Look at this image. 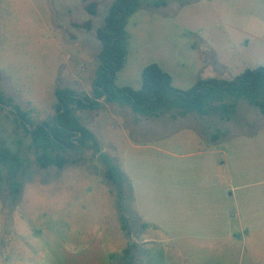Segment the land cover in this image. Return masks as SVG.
Masks as SVG:
<instances>
[{"label":"rangeland","instance_id":"374dc122","mask_svg":"<svg viewBox=\"0 0 264 264\" xmlns=\"http://www.w3.org/2000/svg\"><path fill=\"white\" fill-rule=\"evenodd\" d=\"M161 1L164 6H140L129 19L119 87L140 89L142 70L153 63L183 91L199 79L232 80L264 67V0ZM91 2L96 15L83 0H0V90L30 121L56 115L58 89L92 95L102 49L97 30L114 0ZM102 103L81 113L100 152H63L62 169L40 168L29 141L16 143L21 136L12 116L0 115V147H10L24 164L14 162V171L0 161V264H112L131 244L132 264L144 263L143 249L150 264H264V230L249 234L264 227V115L257 108L241 101L230 120L180 118L175 111L153 118ZM109 169L119 186L107 178ZM214 169H224V177L211 179ZM207 179L223 190L230 182L239 187L246 217L240 241L228 238L211 255L199 230L169 229L189 211L202 213V202H188L186 189ZM140 220L166 231L141 233Z\"/></svg>","mask_w":264,"mask_h":264},{"label":"trees","instance_id":"16d2710c","mask_svg":"<svg viewBox=\"0 0 264 264\" xmlns=\"http://www.w3.org/2000/svg\"><path fill=\"white\" fill-rule=\"evenodd\" d=\"M83 0L85 9L90 15H96L95 2ZM114 0L104 25L97 30V37L102 44L99 53V66L96 71L92 95L78 93L71 89L56 90L57 113L50 120L35 123L29 120L28 113L11 103L0 90V115L8 113L12 116L11 123L16 136H21L16 143L22 147L23 140L29 141V149L36 153L37 163L45 169L55 166L62 169L67 158L63 152L78 149H92L100 152L95 134L83 125L81 113L97 111L106 103L127 106L138 115L158 117L175 111L178 117L185 118L188 114L209 116L219 114L222 119L230 120L238 104L246 101L264 115V67L246 69L232 80L199 79L188 90H180L173 86L172 76L160 65L153 63L142 70V86L135 90L131 87H119L116 84L118 73L124 68L128 55L127 25L130 17L142 5L148 7L164 6L161 0ZM0 161L5 169H13L14 162L19 167L23 161L19 154L10 147H0ZM1 174V173H0ZM107 178L118 186L119 181L114 169H109ZM17 195L20 188L14 189ZM123 230L130 236L131 232L122 216ZM129 245L123 255L112 257V264L120 260V264H132Z\"/></svg>","mask_w":264,"mask_h":264},{"label":"crops","instance_id":"0c3cea01","mask_svg":"<svg viewBox=\"0 0 264 264\" xmlns=\"http://www.w3.org/2000/svg\"><path fill=\"white\" fill-rule=\"evenodd\" d=\"M209 79V78H208ZM196 83V82H195ZM217 140H219L217 138ZM216 172L211 177L218 178V173L224 177V169H214ZM254 185H257L255 182ZM251 186V185H250ZM178 188V186H176ZM240 189L236 187L232 182L228 185L227 190H223V187L219 184L218 181L210 182L209 180H202L200 182L194 183L192 186L187 188L186 192V200L194 204H198L199 201L201 203L202 213L192 215L189 211L182 223H178L177 219L170 222L169 229H188L193 231H200L201 237L206 240V244L204 245V253L211 255L213 252L217 250V247H222L225 245V242L228 238H231V242L240 241L241 232L243 229V222L246 217H243L240 210V199L236 198V191ZM178 190V189H177ZM229 190V195L227 194V200L225 199V194ZM174 194V193H173ZM171 194V195H173ZM172 199V197H171ZM191 207V205H187ZM173 219V218H172ZM182 220V219H181ZM236 222L237 226L234 225ZM157 231L160 233H165L166 229L162 226L157 224L147 223L140 220V232H147V231ZM264 230V227L260 230L257 229H250L249 234L255 235L260 233L258 231ZM140 233V234H141ZM239 233V234H238ZM188 237L191 238L197 237V235L192 233H187ZM128 235V234H127ZM130 238V236L128 235ZM135 247V246H134ZM141 250V249H140ZM254 250V249H253ZM144 251L142 253V264H150L146 263L143 259V255H149L148 251ZM232 252V246L229 248V254ZM255 252H252L254 255ZM203 264H221L219 262H210L206 261Z\"/></svg>","mask_w":264,"mask_h":264}]
</instances>
